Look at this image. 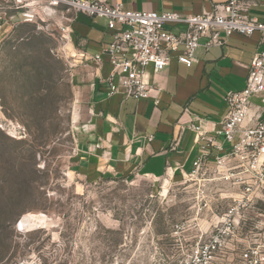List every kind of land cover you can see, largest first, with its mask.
Returning a JSON list of instances; mask_svg holds the SVG:
<instances>
[{
    "label": "rangeland",
    "instance_id": "1",
    "mask_svg": "<svg viewBox=\"0 0 264 264\" xmlns=\"http://www.w3.org/2000/svg\"><path fill=\"white\" fill-rule=\"evenodd\" d=\"M16 11L0 31V264H254L242 253L264 226L261 199L207 250L240 187L79 169L74 11L0 0L1 22Z\"/></svg>",
    "mask_w": 264,
    "mask_h": 264
},
{
    "label": "crops",
    "instance_id": "2",
    "mask_svg": "<svg viewBox=\"0 0 264 264\" xmlns=\"http://www.w3.org/2000/svg\"><path fill=\"white\" fill-rule=\"evenodd\" d=\"M100 1L121 3L130 10L191 15L211 11L215 4L226 0ZM246 1L250 15L264 22V0ZM17 15L18 11L12 12L1 22V14L0 31ZM185 29L184 24L173 27L175 32ZM70 30L76 58L72 81L78 89V99L87 102V114L76 135V165L80 170L126 179L141 176L169 181L186 176L193 162L205 152L210 154L208 164L214 166V157L219 153L216 145L228 147L218 134L228 112L225 95L246 86L253 57L264 49L260 31L251 36L234 34L225 45L209 50L203 45L206 39H202L191 67L174 58L153 79L161 89L160 102L155 104L153 100H136L124 93L109 95L102 80L112 68L107 59L101 65L84 62V55H96L111 42L107 19L74 12Z\"/></svg>",
    "mask_w": 264,
    "mask_h": 264
},
{
    "label": "built area",
    "instance_id": "3",
    "mask_svg": "<svg viewBox=\"0 0 264 264\" xmlns=\"http://www.w3.org/2000/svg\"><path fill=\"white\" fill-rule=\"evenodd\" d=\"M39 1H48L54 6L65 4L76 14L107 19L113 36L111 42L96 55H84V62L101 65L107 59L112 68L102 80L109 95L124 93L136 100H153L155 104H159L161 92L153 81L155 75L164 71L174 58L191 67L202 39H206L203 45L209 50L225 45L234 34L251 36L260 31L264 38V22L250 15L246 0H226L215 4L211 11L191 15L177 11L130 10L121 3L100 0ZM181 24L186 25L185 30L173 31V27ZM225 101L228 112L218 134L228 147L216 145L219 153L214 157V166L208 164L209 152L200 154L187 174L240 187L235 204L224 213L207 244L211 254L226 243L234 222L239 226L246 221V212L255 207L258 199L264 202V49L253 57L246 86L228 91ZM192 128L199 127L192 125ZM260 215L264 217V212ZM262 248L264 226L250 239L242 258L258 264L264 260Z\"/></svg>",
    "mask_w": 264,
    "mask_h": 264
}]
</instances>
